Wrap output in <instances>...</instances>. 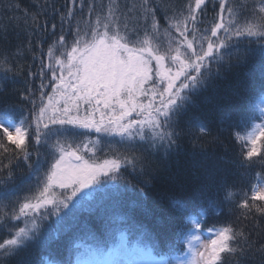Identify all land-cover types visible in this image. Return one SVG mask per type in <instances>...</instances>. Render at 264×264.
Returning <instances> with one entry per match:
<instances>
[{
    "label": "snow or ice",
    "instance_id": "snow-or-ice-1",
    "mask_svg": "<svg viewBox=\"0 0 264 264\" xmlns=\"http://www.w3.org/2000/svg\"><path fill=\"white\" fill-rule=\"evenodd\" d=\"M37 8L12 18L24 25L15 51L0 49V264H246L257 254L264 264V0ZM183 142L195 167L182 176L170 161ZM229 176L244 182L238 200ZM160 179L191 188L168 198L160 229L132 212L120 223L106 214L100 233L79 222L100 192L113 212L129 199L144 208ZM220 192L235 220L208 227ZM53 217L55 237L43 231ZM66 224L87 250L78 236L67 257L54 250Z\"/></svg>",
    "mask_w": 264,
    "mask_h": 264
},
{
    "label": "trees",
    "instance_id": "trees-1",
    "mask_svg": "<svg viewBox=\"0 0 264 264\" xmlns=\"http://www.w3.org/2000/svg\"><path fill=\"white\" fill-rule=\"evenodd\" d=\"M48 2L54 3L58 8L62 7L65 4V0H48ZM99 2L106 5L108 3V0H99ZM124 2L125 0H120L121 4H123ZM186 2L187 0H179V3L181 4ZM43 3L44 0H0V24L8 25V39L6 41L0 40V49L8 48L14 52L16 46L20 43V40L24 38L22 32V29L24 27L23 20L21 19L19 26H17L16 21L12 18L17 16L22 17L24 9H28L30 12L37 11V4ZM17 4H19L20 6L19 9L15 7ZM48 11L49 13H51V8H49ZM207 14L208 19L210 20L213 15L211 3H209ZM18 32L21 33L19 37H17ZM2 34L3 33H0V35ZM50 42L51 41L49 40L48 43ZM47 46L48 45L45 44V49L47 48ZM239 71L242 76H247L253 73L256 76L259 75L258 70L252 69L250 67L242 66ZM192 151L193 150L190 143H182L181 148L177 151V153L173 155L170 161L174 172H177L182 176L191 174L193 172L195 164L192 158ZM209 151L211 152L212 150L209 149ZM216 153L217 155H221L224 154V151L222 148H217ZM100 155L102 158L103 154L101 153ZM227 155H231V151H229ZM228 180L229 184L233 185L229 188V191H231L233 194L231 200H238L242 195L241 189L245 187L244 182L240 178L235 176H229ZM190 191L191 188H189L188 191H181L172 182L160 179L155 183L154 186L149 188L146 196L143 197L144 208L135 207V202L129 199L121 207L117 208L115 212H113V208L111 202L108 199L107 193L100 192L94 194L91 202L96 210L91 213H81L79 215V222L81 224L87 223L88 225L93 227L97 231V233H100L102 232L103 217L106 214H112L113 221L115 223H120V218L122 216H124L128 212H132L135 215L136 219L148 226L150 230H158L161 227L158 221L166 220L170 215L168 198L170 196L187 197ZM212 192L215 193L216 189L213 188ZM250 194L251 193L249 191V195ZM218 195L223 201L219 209H217V211L220 212V215L217 216L215 212L206 214L208 227H211L213 224H215L217 227L224 226L228 222L234 221L236 217L234 207L231 206L229 200H225L227 192H220ZM145 209L150 211L151 215L146 214ZM55 219L56 218L53 217L52 221L45 222V226L43 229V231L50 233L53 237H55L57 233V225L54 223ZM6 235V229L0 227V238H4ZM125 235H127V233H125ZM77 236L79 237V239H76L74 241L75 244H79L81 242L84 244L90 243L85 233L74 230L73 224L64 225L62 228H60V239L58 241L54 240V250H58L65 257H67V248L70 246V244L73 243L74 237ZM35 251L37 254H39L43 250L36 249ZM45 258L50 259L51 257H47L45 253ZM72 258H75V256H73ZM246 264H261V258L258 254L252 256L246 261Z\"/></svg>",
    "mask_w": 264,
    "mask_h": 264
},
{
    "label": "rangeland",
    "instance_id": "rangeland-1",
    "mask_svg": "<svg viewBox=\"0 0 264 264\" xmlns=\"http://www.w3.org/2000/svg\"><path fill=\"white\" fill-rule=\"evenodd\" d=\"M21 226H22V225H21ZM208 236H209V233L205 232V233H203L202 238H207ZM81 243H82V242H81ZM81 243H79V244L82 246V248L85 249V250H87V248H88V246H89V243H87V244H81ZM88 258H89V257H87V256L84 257V259H88ZM124 259L127 261V260H129V259H131V258H129V257H125Z\"/></svg>",
    "mask_w": 264,
    "mask_h": 264
}]
</instances>
